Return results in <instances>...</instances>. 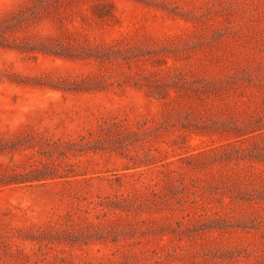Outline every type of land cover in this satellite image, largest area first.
I'll return each instance as SVG.
<instances>
[{
  "label": "rangeland",
  "instance_id": "374dc122",
  "mask_svg": "<svg viewBox=\"0 0 264 264\" xmlns=\"http://www.w3.org/2000/svg\"><path fill=\"white\" fill-rule=\"evenodd\" d=\"M0 264H264V0H0Z\"/></svg>",
  "mask_w": 264,
  "mask_h": 264
}]
</instances>
